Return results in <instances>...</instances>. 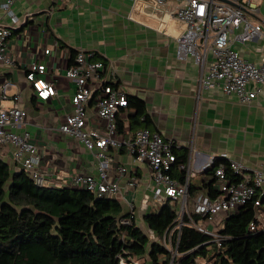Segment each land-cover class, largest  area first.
<instances>
[{"label":"crops","instance_id":"0c3cea01","mask_svg":"<svg viewBox=\"0 0 264 264\" xmlns=\"http://www.w3.org/2000/svg\"><path fill=\"white\" fill-rule=\"evenodd\" d=\"M240 1L257 7L258 11L246 12V16L253 22H261L262 29L257 37L245 42L235 38L241 30L235 29L230 34V46L243 58L262 65L264 0ZM173 6L172 0L164 5H152L149 0H13L11 8L18 17L16 23H11L0 9V23L12 29L8 48L15 60L11 67L0 64V86L9 78L12 84L8 92L20 94L18 104L27 111V116L24 123L13 130L27 131L37 146L44 186H73V176L96 174L99 167L98 160L82 143L58 130L71 111L70 97L74 91V83L66 78L65 69L79 49L93 51L92 59L104 63L102 78L115 81L119 90L145 102L150 130L173 139L178 148L186 152L185 173L190 175L188 186L191 187L190 190L188 187L186 206L197 220L200 219L192 212L193 205L200 195L208 194L205 184L212 181L218 195L214 174L207 173L213 166L210 162L213 158L219 159L222 153H226L249 170L264 171V87L248 103L240 102L233 93H224L219 86L199 87L207 65L198 64L192 55L177 58L174 37L183 30L184 24L169 15ZM45 48L49 49L48 53H44ZM32 61L46 64L42 76L52 81L57 90V94L47 100L37 99L25 79ZM96 97L95 91L87 104V126L102 131L105 121L96 116ZM0 102L9 104L4 99ZM130 112L131 109L126 108L117 115V123L122 120L123 130L116 135L135 129L129 127ZM13 150L11 145L0 144V160L17 170ZM106 155L109 177L121 163L128 167L125 177L119 180L121 185L131 174L139 178L133 192L134 222L142 230L147 226L144 215L157 211L155 203H158L151 198L147 165L135 160L124 146L110 147ZM242 175L249 177L250 171H244ZM124 190L122 186L114 199L126 211L121 194L128 195V192ZM165 202L161 201L160 207ZM174 204L175 209L178 208L179 203ZM257 210L258 229L264 230V202ZM253 211V207H247L218 213L202 219L201 223L207 229L220 231L226 217ZM184 217L188 220L187 216ZM162 239L163 235L161 243ZM144 256L139 258L142 264H150L148 257Z\"/></svg>","mask_w":264,"mask_h":264},{"label":"built area","instance_id":"2783aa9c","mask_svg":"<svg viewBox=\"0 0 264 264\" xmlns=\"http://www.w3.org/2000/svg\"><path fill=\"white\" fill-rule=\"evenodd\" d=\"M167 1L171 0H149V3L164 5ZM172 1L174 6L169 15L175 16L184 24L183 30L174 37L177 58L184 59L192 55L195 62L207 65L200 77L199 87L219 86L224 93L235 94L240 102H250L264 87V64L257 65L233 50L230 46V34L240 28V32L235 35L239 41L245 42L257 37L261 33V22H253L246 16V12L258 11L257 7L240 0H231L232 3L219 0ZM12 2L13 0H0V9L11 23H16L18 17L11 8ZM11 35V27L0 23V64L6 67L15 64L8 48ZM48 51V48L44 49V53ZM93 54L91 50H77L72 63L65 69L66 78L74 83V91L70 97L71 111L59 124L58 130L82 143L99 162L96 174L75 175L71 179V185L87 189L95 196L107 198H115L123 186L124 192H128V195L121 194L126 203L125 212L128 217L121 222L134 221L133 192L139 184V178L131 174L121 185L119 180L128 171V167L121 163L116 165L112 177L108 174L106 151L110 147L118 149L124 146L135 160L147 165L153 201H169L174 209V203H179L175 209L176 223L165 230L161 243L169 252L171 262L179 254L177 242L183 224L209 235L211 238L206 243L208 248L211 242L219 247L224 235L218 230L205 228L201 223L202 219H209L218 213L253 207L254 211L246 216L245 223L249 230L258 229L260 226L256 209L264 202V171L249 170L239 160L222 153L218 158L227 162L229 172H226L224 162L220 161L216 165L213 174L218 195H200L194 201L192 211L200 220L194 218L186 206L190 175L185 173V164L177 162V143L160 132L145 127H137L116 135L117 115L127 108V94L113 85L115 81L102 78L105 65L101 60L92 59ZM45 72L46 64L38 61H32L25 72V79L39 100H47L57 94L54 83L42 76ZM11 84L12 81L6 78L0 86V100L9 102L8 105L0 102V144L13 146L15 164L37 185H44L41 154L37 146L31 141L27 131L13 130L24 123L27 111L18 104L21 100L20 94L8 92ZM95 91L96 116L105 121L102 131L87 126V104ZM216 158L210 161L211 164ZM174 168L184 171L183 181L174 175ZM244 171H250V176H243ZM184 216L188 217L186 222H183ZM139 258L128 259L120 256L118 264H142L143 261ZM194 262L210 263L201 255H196Z\"/></svg>","mask_w":264,"mask_h":264},{"label":"trees","instance_id":"16d2710c","mask_svg":"<svg viewBox=\"0 0 264 264\" xmlns=\"http://www.w3.org/2000/svg\"><path fill=\"white\" fill-rule=\"evenodd\" d=\"M127 102L129 127L148 128L145 102L128 94ZM117 124L116 132H121L122 120ZM175 154L177 162L184 163L186 152L178 148ZM220 161L229 172L225 160L215 159L207 173L213 174ZM173 172L183 181V171L174 168ZM205 187L211 197L216 196L212 181ZM250 214L224 219L219 247L211 242L208 248L209 235L183 224L179 254L171 264H196V255L206 257L209 264H264V230H249L245 218ZM127 217L117 199L74 186L37 185L23 169H12L0 160V264H118L120 256L144 255L150 264H169L170 254L161 236L175 224L172 205L166 201L159 210L144 215L158 240L149 239L134 221L122 223Z\"/></svg>","mask_w":264,"mask_h":264},{"label":"rangeland","instance_id":"374dc122","mask_svg":"<svg viewBox=\"0 0 264 264\" xmlns=\"http://www.w3.org/2000/svg\"><path fill=\"white\" fill-rule=\"evenodd\" d=\"M155 207H156L155 210H158L160 208V204L159 203H155ZM142 230L149 237V239L154 240L156 234H154L152 229H150L149 227H147L145 225L144 229H142ZM156 236H157L156 238L158 240L159 237H158V235H156ZM145 256H147V255H145ZM145 256H144V258H145ZM133 259H136V258H133ZM147 264H149V263H147Z\"/></svg>","mask_w":264,"mask_h":264},{"label":"water","instance_id":"95a60500","mask_svg":"<svg viewBox=\"0 0 264 264\" xmlns=\"http://www.w3.org/2000/svg\"><path fill=\"white\" fill-rule=\"evenodd\" d=\"M219 1L227 2V3H232L231 0H219Z\"/></svg>","mask_w":264,"mask_h":264}]
</instances>
